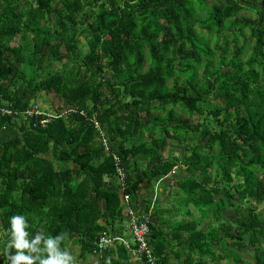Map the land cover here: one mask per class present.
Masks as SVG:
<instances>
[{"label": "trees", "instance_id": "1", "mask_svg": "<svg viewBox=\"0 0 264 264\" xmlns=\"http://www.w3.org/2000/svg\"><path fill=\"white\" fill-rule=\"evenodd\" d=\"M154 196L155 264H264V0H0V264H144Z\"/></svg>", "mask_w": 264, "mask_h": 264}, {"label": "built area", "instance_id": "2", "mask_svg": "<svg viewBox=\"0 0 264 264\" xmlns=\"http://www.w3.org/2000/svg\"><path fill=\"white\" fill-rule=\"evenodd\" d=\"M34 112L38 114L39 110L36 109ZM47 121L48 119H41L40 123L44 124ZM94 124L98 129H100L97 121L94 120ZM113 158L116 164V176L119 181L120 188L123 191L126 186V183L124 182L125 181V171H124V168L120 164L119 157L117 155H113ZM175 169L176 167L172 169V172H175ZM155 199L156 198L154 196L152 198V202L149 208L144 211L139 210L138 213H134L130 209L128 204L125 209L129 217L128 229L130 231V236H131L132 243H133L132 248H129V249L133 256H136L137 254H143L145 257L144 264H155L152 258V255H151V247H150L149 239H148L149 233H150L149 224L151 223V219H152V211L154 208ZM123 200L126 204L129 200V196L127 194H123ZM120 240L122 241L123 239H120ZM112 241L113 240H112L111 234L103 232L98 238L97 247L101 250L104 247L108 246ZM122 242L127 247H129L130 244H128L125 239Z\"/></svg>", "mask_w": 264, "mask_h": 264}, {"label": "clouds", "instance_id": "3", "mask_svg": "<svg viewBox=\"0 0 264 264\" xmlns=\"http://www.w3.org/2000/svg\"><path fill=\"white\" fill-rule=\"evenodd\" d=\"M13 227L15 229V233L17 234V248H26L31 247L28 242L24 239L25 233L23 231V226L21 222V218L19 216L13 217ZM33 241V244H36L38 242ZM48 249L53 250L54 249V242L52 240H49L48 242ZM68 259H71V257H68ZM16 260H25L28 262V264H32V260L28 256H24L22 254L16 256ZM42 264H66V260L60 258L58 255H50L48 259L42 261Z\"/></svg>", "mask_w": 264, "mask_h": 264}, {"label": "rangeland", "instance_id": "4", "mask_svg": "<svg viewBox=\"0 0 264 264\" xmlns=\"http://www.w3.org/2000/svg\"><path fill=\"white\" fill-rule=\"evenodd\" d=\"M244 14H248V15H251L250 13H248V12H245ZM81 39H83V37H81ZM55 67V66H54ZM39 104V108L41 109V110H45L46 109V107H47V105L46 104H44V102H41V103H38ZM176 205V204H175ZM180 205H182V204H180ZM259 211L261 212V213H263L264 212V206H260L259 208ZM126 237H128V239L130 240V241H132V239H131V236H130V234H129V232H126ZM68 247L70 248V250H72V251H75V252H73V257H75L76 256V252H77V247H75V246H72L71 244H68ZM94 261V262H96L97 261V258H91V259H87V262H90V261ZM222 263L223 264H226L225 263V261H222ZM240 264V263H239Z\"/></svg>", "mask_w": 264, "mask_h": 264}, {"label": "crops", "instance_id": "5", "mask_svg": "<svg viewBox=\"0 0 264 264\" xmlns=\"http://www.w3.org/2000/svg\"><path fill=\"white\" fill-rule=\"evenodd\" d=\"M167 183L168 182L166 179L160 181L159 183H157L155 187V191H153V194L155 193L156 197L159 198L160 200H163L168 195V194H165V190H164V188L167 186Z\"/></svg>", "mask_w": 264, "mask_h": 264}]
</instances>
